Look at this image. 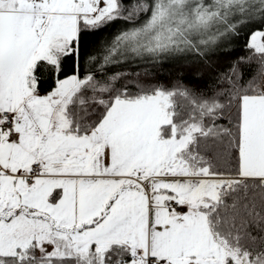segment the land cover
<instances>
[{
    "label": "snow or ice",
    "instance_id": "obj_1",
    "mask_svg": "<svg viewBox=\"0 0 264 264\" xmlns=\"http://www.w3.org/2000/svg\"><path fill=\"white\" fill-rule=\"evenodd\" d=\"M0 264H264V0H0Z\"/></svg>",
    "mask_w": 264,
    "mask_h": 264
}]
</instances>
